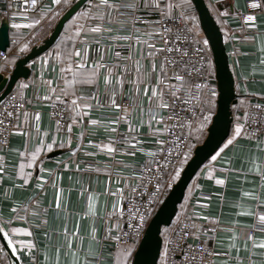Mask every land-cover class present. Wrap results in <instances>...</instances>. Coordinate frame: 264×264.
<instances>
[{
    "label": "crops",
    "instance_id": "0c3cea01",
    "mask_svg": "<svg viewBox=\"0 0 264 264\" xmlns=\"http://www.w3.org/2000/svg\"><path fill=\"white\" fill-rule=\"evenodd\" d=\"M55 1L60 9V0ZM205 1L223 35L237 100L228 139L214 154L217 159L210 158L197 172L185 199L195 204L199 225L216 228L214 237L205 240L214 252L212 264H264V231L255 227L264 215V141L250 139L241 126L249 103L264 101V15L257 17L254 26L233 29V24L228 26L217 18L222 11L216 4H228L231 13H237L246 10L247 0ZM63 13L60 9L38 25L17 27L11 34L22 37L13 53L21 58L40 45ZM4 22L0 19V28ZM246 34L253 35L252 43L240 41ZM76 43L79 56L74 51L71 61L62 65L49 51L29 64L30 76L13 89L23 100L34 102L17 117L0 167V225L12 234L15 251L11 250L19 264H131L123 252L115 258L109 255V238L120 227L121 197L131 181L113 160L122 165L146 160L154 146L152 136L162 131L155 121H149V112L142 110L153 102L157 72L148 70L145 58L130 70H123L124 64L99 67L101 60L110 58L109 53L102 54L95 47L92 52L79 49ZM138 54L141 57V49ZM14 64L7 59L0 73L9 74ZM77 64L83 65L81 72H96L91 83H80L79 76L74 79ZM69 66L72 71H65ZM90 89L98 93L93 99L86 95ZM81 96L79 107L72 105L66 127L58 130L47 112L49 102ZM121 96L141 112L125 133L139 132L142 138L139 143L118 147L109 108ZM206 102L210 120L215 99ZM34 110L40 114L37 121ZM237 125L241 127L238 136L234 132ZM6 263L11 264L8 258Z\"/></svg>",
    "mask_w": 264,
    "mask_h": 264
},
{
    "label": "built area",
    "instance_id": "2783aa9c",
    "mask_svg": "<svg viewBox=\"0 0 264 264\" xmlns=\"http://www.w3.org/2000/svg\"><path fill=\"white\" fill-rule=\"evenodd\" d=\"M133 2L134 0H109L110 4L118 6L109 9L101 6V0H88L81 8V11L87 14L85 15L86 21L79 30L76 47L90 52L95 47L102 54L108 52L110 58L101 60L103 66L106 67L124 64L123 70H130L137 66L142 58H145L150 64L148 70H153V65H155L157 77L163 72L164 77L167 78H162L159 84L155 83L157 97H151L153 102L142 108L144 114L149 112L150 107L156 110L154 101L159 102L161 92L164 100L171 102L168 85L177 84L172 79L176 73L184 76L185 89L190 90L192 99L189 105L178 104L172 109L158 110L164 119L160 121L158 117L155 122L162 131L152 136L154 146L149 149V156L146 160L123 163V165L118 159L113 160V163L122 169L123 173L130 176L131 181L127 183L125 193L121 197L118 214L120 227L109 238V255L115 258L127 247L130 250V263L149 220L181 174L195 146L198 145L192 143L190 132L197 125L201 111L206 108L207 99L216 100L217 97L209 47L202 33L200 35L194 30L193 23L182 18L185 15L178 5L174 4L173 0H160L161 7L168 3L174 5L170 11L165 8V14L162 16L159 9L146 8L144 0H136L139 8L133 12L126 7ZM245 5L244 12L229 13L227 10H222L217 18L228 26L233 24V29L254 26L257 17L264 15L262 1L247 0ZM56 9L57 1L54 2V0H36L35 4L32 0H0V19L7 23L9 34L8 49L0 50V67L7 66L8 50L11 47L14 51L18 44V39L12 35L17 29L13 25H18V27L38 25L50 18ZM211 14L213 15L212 12ZM92 28L101 30L93 32ZM164 29L169 31L165 33ZM175 35L182 37L183 43L179 46L187 53L182 57V62L180 54L164 51L166 47L173 46L167 44L166 40L172 39ZM253 39L252 34H246L240 41L252 43ZM139 49H141V57L138 54ZM172 61L176 63L173 64ZM196 85H199V88ZM86 95L93 99L98 93L90 89L87 90ZM62 100L51 101L47 106L48 115L58 130L66 127L70 114L69 106ZM33 103H28L13 91L0 103V120L3 121L0 124V167L4 164L11 138L15 132L17 117L25 113L29 105ZM114 105H119V107ZM70 107L73 110L72 104ZM109 109L112 110L114 118L112 124L115 127L113 133L115 146L139 143L142 138L139 132L132 134L125 132H130L129 129L135 125L137 116H141L140 107L121 96L117 104H110ZM9 111L13 113L11 117L6 114ZM173 112L179 115V120L169 119ZM204 114L206 115V112ZM39 116V111L34 110L35 121L39 119ZM173 125L176 126L173 127ZM122 126H125V131L121 130ZM241 126L245 135L250 139L264 141V101L253 100L249 103ZM158 141L164 143H158ZM115 152L118 153V150ZM138 213L144 216L143 221L139 219ZM257 222L255 227L264 231V221L259 218ZM185 225L187 227H184ZM215 231L214 226L203 228L199 225L196 219L195 204L189 200L186 201L184 195L171 226L161 234L160 263L212 264L214 252L211 247L206 246L205 240L212 239ZM185 232L187 235H182ZM165 251L166 256L162 255ZM3 254L0 245V264H7L3 260Z\"/></svg>",
    "mask_w": 264,
    "mask_h": 264
},
{
    "label": "water",
    "instance_id": "95a60500",
    "mask_svg": "<svg viewBox=\"0 0 264 264\" xmlns=\"http://www.w3.org/2000/svg\"><path fill=\"white\" fill-rule=\"evenodd\" d=\"M87 1L76 0L60 16L49 36L40 45L33 46L27 54L19 58L9 74L0 73V103L13 91L18 81L30 76L29 64L46 54L54 46L65 24L81 10ZM190 3L196 13L200 31L207 41L212 58L217 88L215 112L206 128L204 139L195 146L193 154L181 174L149 220L133 254L131 264H158L163 229L171 226L186 190L197 172L218 151L230 135L233 120L232 108L236 104L237 96L223 35L205 0H190ZM216 8L220 11L232 12L228 4H216ZM8 47V26L4 22L0 28V50L6 51ZM0 245L9 262L19 264L11 248L7 247V241L2 238V234H0Z\"/></svg>",
    "mask_w": 264,
    "mask_h": 264
},
{
    "label": "snow or ice",
    "instance_id": "6c2138e0",
    "mask_svg": "<svg viewBox=\"0 0 264 264\" xmlns=\"http://www.w3.org/2000/svg\"><path fill=\"white\" fill-rule=\"evenodd\" d=\"M54 2H55V0H54ZM32 3L35 4L36 0H32ZM101 6H105V7L109 8V9L114 8V7H118L117 5L110 4L109 0H101ZM144 6L146 8L152 7V8L159 9L161 14H162V16L165 14V8L170 11L174 7V5L171 4V3H168V4L164 5L163 7H161L160 0H144ZM126 7H128L129 9H131L134 12V11L138 10L139 4L136 2V0H134L133 3L127 5ZM86 14L87 13H82V15H86ZM182 18L184 20L188 19V17H186V16H183ZM248 19H251V17H248ZM13 27H18V25H13ZM100 30H101L100 28H92L91 29V31H93V32H98ZM168 31H169L168 29H164L165 33H167ZM166 43L167 44H172L173 46L172 47H166L164 49V51H167L169 53L175 52V53L180 54L181 62H182V57L187 54L186 51H182L181 47L179 46L181 43H183L182 37L180 35H175L172 39L166 40ZM205 43H207V41H205ZM75 54L77 56H79V52L78 51H75ZM71 55H72V53H69V56H68V60L69 61H71ZM171 63L175 64L176 61H172ZM82 67H83L82 64H77L76 65V68H77L78 71L77 72H73L74 79L77 76H79L80 77V80H79L80 83H91L92 79L96 76V72L94 70L81 72V71H79V69H81ZM99 67H104V66L101 64V65H99ZM153 70H155V65H153ZM65 71H72L71 66H69V68L65 69ZM162 78H164V79L167 78V77H164L163 72L161 73L160 76H158L157 84L162 82ZM105 79H106V82H107V77ZM172 79H174L177 82V84L168 85V91L170 93L171 102L165 101L164 98H163V93L161 92L160 93L159 102L156 104V110H153L151 107L149 108V121L150 122L151 121H157L158 117H159L160 121H162L164 119L163 116H160L159 111H158L161 108H163V109H172L178 104L189 105L191 103L192 97L190 95V90L186 91V89H185L184 76L182 74H180V73H176V74H174ZM20 87L24 88V87H26V85L21 84ZM196 87L199 88V85H196ZM147 91H148L147 88H145V93L146 94H147ZM67 94L68 93L65 91V95H67ZM72 94L75 95L74 92ZM157 94H158L157 91L154 90L152 92V97L153 98L157 97ZM212 94L215 95V93H212ZM185 96L188 97V98H183ZM80 98H82V97L73 99L71 101V104L74 107H79L77 101ZM59 99H60V97H57V100H59ZM114 106L119 107V105H114ZM84 107H88V105H84ZM6 114H7L8 117H11L13 115V113L10 112V111L7 112ZM172 118H175L177 120L180 119L179 115L177 113H175V112H173L172 117H169V119H172ZM204 119L206 120L207 117H204ZM2 123H3V121L0 120V124H2ZM175 126L176 125H173V127H175ZM180 126H183V125H180ZM165 130H167V129H165ZM234 132H235V134L237 136L240 134V132H241L240 125H237L235 127ZM231 142H232L231 139H229L227 141V143H229V144ZM158 143H164V142L163 141H158ZM108 150L112 151L111 148H109ZM217 155H213L211 157V159L213 161H215L217 159ZM138 215H139V213H138ZM139 219L141 221H143L144 220V216L143 215H139ZM260 220L264 221V215L260 216ZM130 227H131V225H130ZM184 227H187V225H185ZM14 231L15 230L13 229L12 232H14ZM0 234H2V238L7 241V247L11 248V249H13V251H15V244H14V241L12 239L11 232L7 228H5L3 225H0ZM182 235H187V233L186 232L182 233ZM167 243H168V241L166 240V245H167ZM261 246L264 247V245H261ZM29 247H31L30 244H29ZM129 252H130V250L127 247L123 250V256H124L125 259H127V257L129 256ZM166 254H167L166 251L164 253H162V255H164V256H166Z\"/></svg>",
    "mask_w": 264,
    "mask_h": 264
},
{
    "label": "trees",
    "instance_id": "16d2710c",
    "mask_svg": "<svg viewBox=\"0 0 264 264\" xmlns=\"http://www.w3.org/2000/svg\"><path fill=\"white\" fill-rule=\"evenodd\" d=\"M76 2V0H60V6H61V10L62 13L65 12L70 6H72L74 3ZM181 2L187 3V4H183V7H179L180 10L182 11V13L188 17V20H190L191 23H193V28L194 30L201 35V31L198 27V20H197V16L196 13L192 7V4L190 3V0H181ZM60 9L57 7L56 11L54 12V14H57L58 11L60 12ZM82 11L80 10L79 12H77L64 26L63 31L59 37V39L57 40V42L54 44V46L49 50L54 52L59 60L60 63L63 65L65 62H69L68 60V56L69 53H74V45L75 42L77 40V37L79 35V30L81 28V26L85 23L86 21V16L82 15ZM194 18V19H193ZM13 37H16L17 39L21 38V35H13ZM48 51V52H49ZM71 55V57H72ZM20 57L17 54H14L12 51V48L10 47L8 50V61L11 60L12 63H15ZM68 64V63H67ZM4 66L0 67V72L4 70ZM61 101V98L59 99ZM62 102H64L67 106H69V111L71 110V101H67L65 99L62 100ZM202 123V130L203 132L205 131L206 127H207V122H201ZM199 121L197 122V125H195L194 128H192L191 132H190V139L192 140V142H194L195 144H198L199 142L195 141V138H200L201 133L198 132V127L200 126ZM200 133V134H199ZM166 230L163 229L162 232H164ZM3 260L6 262L7 260V256L5 254H3ZM158 264H161L160 261L158 262Z\"/></svg>",
    "mask_w": 264,
    "mask_h": 264
},
{
    "label": "rangeland",
    "instance_id": "374dc122",
    "mask_svg": "<svg viewBox=\"0 0 264 264\" xmlns=\"http://www.w3.org/2000/svg\"><path fill=\"white\" fill-rule=\"evenodd\" d=\"M183 1H184V0H183ZM183 4H187V3H184V2H181V1H180V3H178L177 5L181 8V7L184 6ZM205 112H206V109H204V110L201 111V114H200V117H199L198 121H199V123H201V122L203 121V122H205V123L207 122V124H209V122H210V120L208 119L209 116H208V115H205V114H204ZM206 113H207V112H206ZM204 117H207V119L205 120ZM198 132L201 133V136H200V138H197V139L195 138V141L201 143L202 140H203L204 137H205V132H206V131L203 132V130H202V123H201L200 126L198 127ZM200 133H199V134H200ZM192 143L194 144V142H192Z\"/></svg>",
    "mask_w": 264,
    "mask_h": 264
}]
</instances>
